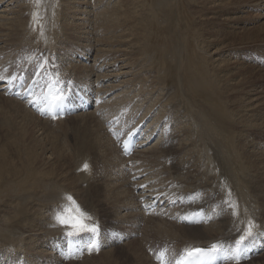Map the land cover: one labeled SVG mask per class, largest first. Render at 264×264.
Segmentation results:
<instances>
[{
  "label": "rangeland",
  "instance_id": "obj_1",
  "mask_svg": "<svg viewBox=\"0 0 264 264\" xmlns=\"http://www.w3.org/2000/svg\"><path fill=\"white\" fill-rule=\"evenodd\" d=\"M24 1H18L22 14L14 28L8 22L12 14L5 15V11L10 10L13 3L7 0L0 2L4 3L0 11V45L4 46L2 55H5V61L12 62L2 72L8 73L13 68L34 67L39 64L38 71L41 75L45 74L38 78L39 81L61 86L63 78L66 82H69L70 76L78 80L89 78L76 76L68 71L66 65L61 63L62 52L69 53L71 62H78L73 60L75 51L73 52L72 47L80 50L86 47L83 45H90L92 52H98V57L104 50H109L108 53H103V58L93 60L95 59L94 63L100 60L109 63L105 79L110 82L107 89L116 91L115 94L119 96L115 103L137 101L148 107L152 104L165 105V108L157 111V115L159 118L167 117V124L172 126L173 137L178 133V137L174 140L172 137L166 147L157 144L161 151L151 167L156 170L157 178L162 181L172 179L177 186H183L191 192L203 189L206 203L226 196L233 204L229 208L231 215L234 210L249 206L259 216L256 225L264 227L261 214L264 211V155L258 162L261 164L246 166L248 172L251 171L250 182H244L243 185L232 187L226 192L221 184L212 181L215 175L209 169L211 156L215 154L213 151L220 146L206 142L202 133H198L201 124L199 110L206 108V98L211 93L219 95L217 105L225 111L233 110V113L225 114V118L211 113L217 117L214 120L217 123L232 121L236 124L242 93L253 97L251 101L257 103V114L264 116V67L252 61V53L248 55V49L258 47L264 42V19L254 15L262 11L261 7L251 11L249 0H54L56 11L53 10L48 19L47 15L36 11L47 0H29L26 5ZM78 16L86 17L88 21L84 23L85 20H78ZM49 40L58 52L49 48ZM200 43L207 45L212 57L216 58V54L227 51L226 54L231 56L235 65L239 64L238 60L243 63L238 66L243 65L241 74H237L241 81H225L227 85L239 81L241 87L236 86L239 90L236 88L233 96L222 91L219 86H224L223 84L214 81L211 64L204 56ZM260 49L263 47L258 48ZM28 52L34 54L31 60H28ZM243 53L245 56L241 57ZM232 55H236V58H232ZM203 79L205 83L201 81ZM199 86H203V89H198ZM41 87L46 89L47 86ZM214 87H219L221 91H216ZM99 89L98 87L97 90ZM8 99L29 110L22 102ZM0 100V257L6 259L13 256L14 250L6 245H15L32 259L49 258L51 253L46 249L47 242L63 233L57 217L59 207L67 201L66 196L61 197L65 193H72L83 210L92 212L104 226L113 224L115 217L121 213V207L125 206L122 197L119 198L118 193L115 196L113 186L109 185L115 179H100L96 185L91 180L84 190L80 180L82 177L73 167V159L78 153L89 151L92 157L94 155L97 164L101 162L106 169L113 168L110 162H105L104 155L108 154L107 150L100 151L106 140L97 125L95 113L89 112L94 114L95 119L89 120L87 124L71 120L74 122L72 131L77 124V135L69 140L66 133L71 130L67 122L71 121L65 120L66 127L65 121L54 125L43 120L39 124L40 120L37 121L35 117H30L27 121L3 96ZM108 107L113 109L114 101L103 105L106 112ZM89 113L74 117L82 118ZM261 121L263 127L264 118ZM248 129L255 131L253 126ZM261 135L264 141V132ZM107 144L114 154L108 141ZM81 148L85 150L82 152ZM262 148L264 150V143ZM234 152L239 156L235 150ZM139 157L147 164L152 163L151 153L144 154L142 151ZM163 158L171 159L172 164L167 166ZM180 158L185 160V165L178 180L172 172L181 167L183 161H177ZM59 186L62 191L58 195L55 189ZM113 196L112 206L102 202L101 197ZM124 196L129 197L130 193L126 190ZM114 200L120 204L117 208L119 212L115 211ZM229 209L223 208L222 218L216 222L223 221ZM150 218V224L165 221L156 217ZM148 225L149 222L146 221L143 239L169 238L177 241L169 233L159 234L164 230L149 231L152 225ZM177 226L195 229L206 227ZM223 227L227 226L223 224ZM195 233L204 235L203 231ZM6 237L10 243L5 244ZM38 237L43 239L39 240ZM190 242L191 239H186L177 244L183 246ZM124 249L122 247L115 252L108 249L101 252L98 258H86L79 264H134V247L128 248V254ZM143 255L147 260L145 263L151 264L148 257ZM145 263L141 261V264ZM246 264H264V255Z\"/></svg>",
  "mask_w": 264,
  "mask_h": 264
},
{
  "label": "bare ground",
  "instance_id": "obj_2",
  "mask_svg": "<svg viewBox=\"0 0 264 264\" xmlns=\"http://www.w3.org/2000/svg\"><path fill=\"white\" fill-rule=\"evenodd\" d=\"M7 1L9 3H13V6L10 10L5 11V15L12 14V17L9 18L8 22L13 24V26L12 25L11 26L14 28L17 25V23L19 22V20L21 19V14H22L21 5H18L19 0H7ZM0 2H5V0H0ZM55 3H56V1L54 2V0H47L46 2L42 3V5L40 7H38V9L36 11L39 13H43V14L47 15V17L49 19L52 11L53 10L56 11ZM257 7H261L262 11L259 13H254V15L256 16V18L259 17L260 19H264V0H249V8L251 11H255L253 8H257ZM60 10L61 9H58V11H60ZM62 11H60V12H62ZM213 12L215 13L216 11H213ZM63 13H60V14H63ZM81 16H82V14H81ZM81 16L80 17L78 16L79 18L77 17L78 20H85L84 23H86L88 21V19L86 17H84L85 19L81 18ZM6 18H8V16ZM8 25H10V24H8ZM77 30L79 32V28ZM8 35H10V34H8ZM200 44L202 46L204 56L209 60V62L211 64L212 72L214 74V77H213L214 81L218 84H223L224 86H219L222 89V91L233 96V94L235 93L236 88H237L236 86L240 85L239 81L235 82L234 84H231V85H227L226 83H230L232 80L237 81L236 80V79H238L237 74L240 73L241 69L243 68V65L241 67H238V66H239V64L241 65L243 63H240V60H238L239 64L235 65L231 61V58H230L231 56L230 55L228 56L226 54L227 51L224 53L221 52V53L216 54V58L212 57L210 51L208 50L207 45L205 43H200ZM42 46L46 47L44 45H38V47H42ZM88 46L89 47H87L83 50H75V51H80V52H83L85 55H88V51L90 49L92 50V47L90 45H88ZM3 47H4L3 45H0V55H2ZM49 48L52 50H56V48L50 43V40H49ZM82 48H84V47H82ZM56 51L58 52V50H56ZM108 52H109V50H104L102 52V54L100 55V57H98V52H93V56L95 59H100V58H103V53H108ZM22 53L23 52H21V54ZM60 55H61V63L66 65V69L68 71H70L71 73L75 74L76 76H85V77H89V78L93 77V78L103 79V81H107L105 79V74L108 71L107 66L109 65V63L107 61H105L104 63L101 64V66H104L105 69H104L103 73H100L99 72L100 69H98V70L95 69L96 63H94V62L91 65H86L83 63H79V62H71V58H69V53L66 51L62 52ZM234 56L236 58V55H232V58H234ZM33 57H34V54L31 52H28V60H31ZM0 63L3 64L2 69H4L7 65L12 64V62L5 61V58L0 60ZM245 64L246 63H244V65ZM214 65H216V66H214ZM248 71H250V69ZM232 72H234V73H232ZM240 79H238V80H240ZM201 81H203L205 83V79H203ZM225 81H226V83H225ZM219 87H214V88L216 89V91H221V89ZM239 87H241V86H239ZM200 88L203 89V86L198 87V89H200ZM237 90H239V88H237ZM240 96L242 98V101L239 104L240 113H238L239 118L237 119L236 124H233L232 121H228L227 123H217L214 121V120H216L217 117L225 118L224 117L225 114L233 113V110L225 111L222 107H220L219 105L216 104L219 100V95H215L214 93L207 95L206 108H200V110H199V114L201 116V124H200V128L198 129V133H200V134L202 133L203 138L206 142H210L213 145L218 144L220 146V148H217L213 151V153H215V154L213 156H211V160H210L209 169L215 175L212 181L215 183L221 184L223 187V190L226 192L230 191V189L232 187H235L238 185L241 186L244 184V182H250L251 181V171L248 172L246 166L247 167L249 165L250 166H254V165L257 166V164H261L258 162L261 159V157L264 155V150L262 148L264 141L261 139V137H262L261 134L264 132V126L261 127V124H263L261 120L264 118V116L257 114V112H256L257 103H256V101H254V102L251 101L253 99V97L251 98V97H249L250 95L247 96L246 94H243V93ZM0 97L2 98L1 94H0ZM118 98H119V96L115 94L109 101H114V99L117 100ZM5 100L8 104H10L17 111V113L24 115V117H23L24 119H26L28 121V119L35 117L36 120L38 119L37 121L40 120L39 121V124H40L41 119L37 115H35L33 112L25 109L23 106L19 105V103L11 101L8 98H5ZM0 102H1V100H0ZM0 106H1V103H0ZM154 106H156V104H152L151 106H149L148 107L149 110L152 109ZM163 107L165 108V105H161L159 107L158 111L160 110V108L163 109ZM211 113H216L217 117H214ZM234 114H235V112H234ZM97 118H96V122H97L98 127H100V124L97 121L98 120ZM207 118H211V119L209 120ZM93 119H95L94 114L89 113L88 116H84V117L80 118L78 123L79 124H87L89 120L93 121ZM211 120H213V121H211ZM250 124H252V125H250ZM76 126H77V124H76ZM76 126L74 127L73 131L71 130L68 134L66 132H64V133H66V136L68 137L67 139H69L72 136L77 135ZM251 126H253V128L255 129L254 132L253 131L251 132L248 129V127H251ZM180 128H179V130H180ZM62 131H65V130H62ZM42 133H41V135H42ZM256 134H257V136H256ZM173 135L174 134L172 131L171 134L167 137V142L172 140ZM35 137H36V135H35ZM176 137H178V133L173 137V140ZM71 144H70V146H71ZM242 146H243V148H241ZM233 149L239 154V156L234 152ZM48 150H46V152ZM84 150L85 149L81 148L82 152ZM104 150H107V152H108V154L104 155V157L114 167V165H115V161L113 159L114 154H113L112 150L109 148V146L107 144V140H106V144L103 147H100V151L104 152ZM160 151H161V149L158 147L157 144H154L153 146H151L148 149L143 151L144 154L145 153H151L150 161L152 163L151 164L146 163L148 166L152 167V164L154 162H156V158H157L158 154L160 153ZM35 155H37V153ZM84 157H88V153H86L84 155ZM239 157H240V160H239ZM145 161L147 162V160H145ZM177 161H183V163L181 164L180 168L175 169L172 173L174 175H176L177 179L179 180L180 176L182 175V170H184L185 160L183 158H180ZM241 171H242V173H241ZM80 176L82 177V178H80L81 183H82V188L85 190V188L88 187V184L91 183V181H89L87 186H85L84 181H83L84 180L83 175L80 174ZM154 177L157 178V175H154ZM99 180L100 179H97V178L93 179L94 185H96L99 182ZM160 181L162 182L161 179H160ZM79 184H80V181H79ZM109 185L113 186L115 196H116V193H118V197L119 198L122 197V201H123L124 205H127L128 203L131 202L130 196L129 197L124 196L126 194V189H124L122 187V184H119L116 181H113V182H110ZM177 187H179L180 189H182L186 192H191L190 190H186L183 186H177ZM55 190L59 195L62 191V187L59 186ZM84 192H85L84 194L87 195V192L86 191H84ZM95 196H97V195H95ZM101 199H102L103 203H108L109 205L112 206L111 201L114 199V196H113V198L112 197H108V198L101 197ZM204 203H206V198L204 199ZM115 204H116L115 205V207H116L115 211L119 212L117 208L120 204L117 203L116 201H115ZM230 210L231 209H229L228 213H225V215L223 217V221L212 223V224H210L206 227H203L201 229L180 228L177 225H175L174 223H169L167 221H162V222L157 221V222H153V224H150L149 220H151V218L148 219L147 221L149 222L148 226L152 225V227L149 229V231H153L155 229H156V231L164 230L163 233H159V234L163 235V234L169 233L171 235V237H173L174 239L175 238L177 239V241H175L177 243L183 242L186 239H191V240L201 239L202 242L215 241L219 238L227 239L235 230L240 228V226H241L240 223L245 218L246 214H248L251 217V219L255 222V224H257L259 216L257 215L256 211H254L249 206H245L244 209H242V210L237 209L235 215H231ZM261 214H262V217L264 219V211H261ZM120 215H121V213H120ZM112 217H114V216H112ZM223 224L225 226H227L228 228L223 227ZM144 228H146V225ZM194 231L195 232L203 231L204 235L203 236L197 235ZM7 238L8 237L4 238L5 244L10 243V240H8ZM38 239L42 240L43 238L38 237ZM133 255H134V264H141V261L144 263H145V261H147L143 255V253L140 252L139 249H137V248L133 249Z\"/></svg>",
  "mask_w": 264,
  "mask_h": 264
},
{
  "label": "snow or ice",
  "instance_id": "obj_3",
  "mask_svg": "<svg viewBox=\"0 0 264 264\" xmlns=\"http://www.w3.org/2000/svg\"><path fill=\"white\" fill-rule=\"evenodd\" d=\"M0 79H2V77H0ZM53 99L60 100L62 99V96L53 97ZM84 170L85 171L88 170L87 164L84 165ZM69 199L71 200L72 198L69 197ZM57 219L61 224L71 225L72 231L68 233V235L70 236L83 231H89L92 233L96 232V227L94 225L90 226L84 223L85 213L81 212L78 206L75 207V209H68L67 215L59 216L57 217ZM253 228H254V224L252 223V221H249L247 228L244 231V234L241 235L238 240H236V245L238 246L237 255H236L237 260L239 259V246L242 245L248 237H251L253 235ZM90 247L96 248L97 245L95 244V242H93L90 245ZM220 250L221 249L219 245L213 244L211 248L208 249H204V248L186 249V254L188 257L203 261L205 258L211 259V254L219 252Z\"/></svg>",
  "mask_w": 264,
  "mask_h": 264
}]
</instances>
